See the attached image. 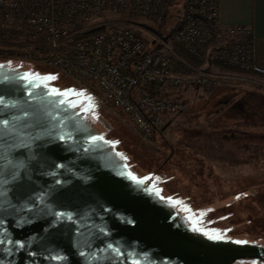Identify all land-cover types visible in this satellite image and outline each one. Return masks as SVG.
<instances>
[{"label":"water","instance_id":"obj_1","mask_svg":"<svg viewBox=\"0 0 264 264\" xmlns=\"http://www.w3.org/2000/svg\"><path fill=\"white\" fill-rule=\"evenodd\" d=\"M0 101V264L264 260L193 230L39 75L0 66Z\"/></svg>","mask_w":264,"mask_h":264},{"label":"built area","instance_id":"obj_2","mask_svg":"<svg viewBox=\"0 0 264 264\" xmlns=\"http://www.w3.org/2000/svg\"><path fill=\"white\" fill-rule=\"evenodd\" d=\"M170 1L0 0V59L61 72L72 90L121 113L145 143L154 144L165 115L185 109L176 92L197 89L211 95L231 78L223 70H178L174 58L180 57L172 43L202 63L254 67L253 28L224 26L219 0H186L170 41L157 35L147 40L124 18L163 22Z\"/></svg>","mask_w":264,"mask_h":264},{"label":"rangeland","instance_id":"obj_3","mask_svg":"<svg viewBox=\"0 0 264 264\" xmlns=\"http://www.w3.org/2000/svg\"><path fill=\"white\" fill-rule=\"evenodd\" d=\"M185 1L173 0L167 19L163 22L144 17L124 18L134 23L133 26L145 39L151 40L155 35H168L170 30L177 27ZM0 66L32 71L31 66L34 65L0 59ZM34 67L40 69V74H45L46 81L53 82L57 89L66 93L82 114L94 120L119 156L122 158L121 152L125 159L134 164L133 167L122 158L141 179L143 176L149 178L152 188L158 187L163 192L160 194L157 188L155 191L158 194L168 196L186 214L192 211L198 213L195 216L197 219L192 220H198L206 234L227 237L234 242L246 241L239 244L264 247L263 94L243 95L239 103V99L234 101L237 93L231 92L227 96L234 101L233 105L226 108L230 101L226 100L223 108L217 110L219 97L215 94L206 95L205 91L197 89L176 92L175 95L184 102L185 109L165 115L161 133H157L155 143L150 145L139 137L121 113L97 106L89 95L72 90L64 74L44 66ZM207 67L208 63H202L197 68ZM212 70L220 69L213 67ZM251 79L245 81L248 85L241 87L264 90L263 85L251 83ZM231 85L239 84L233 82ZM236 102L239 105L234 104ZM171 147L178 155L174 158L175 166H163ZM241 191L245 193L238 194ZM170 205L176 209L175 205ZM233 264L252 262L243 258ZM257 264H264V260Z\"/></svg>","mask_w":264,"mask_h":264},{"label":"crops","instance_id":"obj_4","mask_svg":"<svg viewBox=\"0 0 264 264\" xmlns=\"http://www.w3.org/2000/svg\"><path fill=\"white\" fill-rule=\"evenodd\" d=\"M219 6L220 21L224 26L235 24L251 25L253 28V68L264 72V0H219ZM228 73H230L231 78L222 80L220 85L214 90L213 94L217 95V97L222 92L228 91L235 93V95L237 93V98L234 101L238 99L241 101L243 95L248 96L256 93L264 95V90L257 89L256 87L255 89L241 87V85L244 86V84L246 85L248 83L245 81H248L249 78H253L251 79V83L264 86V78L242 72ZM233 82L239 85H231ZM230 105L233 104L227 105L226 108L230 107Z\"/></svg>","mask_w":264,"mask_h":264},{"label":"trees","instance_id":"obj_5","mask_svg":"<svg viewBox=\"0 0 264 264\" xmlns=\"http://www.w3.org/2000/svg\"><path fill=\"white\" fill-rule=\"evenodd\" d=\"M172 2H173V0H171L170 1V5H172ZM180 26V22L178 23V25H177V27H179ZM176 27V28H177ZM176 28H173L172 30H170V32L168 33V35H162L163 36V38L165 39V40H167V41H170V39H171V36H172V34H173V32L175 31V29ZM157 31V30H156ZM159 32V31H158ZM172 48L174 49V51L176 52V54L180 57V59H176V58H174V63H175V65H176V68L178 69V70H180V71H182V72H184V73H190L191 72V70H190V68L189 67H193V68H197V67H199L201 64H202V62L200 61V60H198L196 57H194L192 54H190L182 45H179V44H176V43H172ZM213 67H216V68H219L220 70H235V71H237V72H242V73H246V74H251V75H257V76H259V77H262V78H264V72H261V71H258V70H255L254 68H252V69H250V70H239L238 68H236V67H233V66H231V65H228V64H224V63H221V62H218V61H210L209 63H208V67L206 68L207 70H212V68ZM31 68L33 69L32 71H25V70H22V69H19V70H22V71H25V72H29V73H32V74H35V75H39L40 77H42L43 79H45L46 77H45V74L43 73V75L42 74H40V69L38 70V68H36V67H34V66H31ZM47 79V78H46ZM53 83V82H52ZM53 85H55V84H53ZM230 91H228V92H222L221 93V95L220 96H218L219 97V99H217V103H216V109L217 110H219L220 109V107H222L223 108V102L224 101H226V100H230L229 101V103L228 104H233V102H232V100H231V98H230V96H227V95H229L230 93H229ZM214 93V92H213ZM212 93V94H213ZM66 94V93H65ZM211 94V95H212ZM221 97V98H220ZM71 100V99H70ZM73 101V100H72ZM239 103H241V101H239ZM227 104V105H228ZM234 104H237V102L236 103H234ZM226 105V106H227ZM237 105H239V104H237ZM79 108V107H78ZM80 109V108H79ZM88 120L90 121V123L98 130V132L102 135V136H104L106 139H107V141L113 146V144H112V142L108 139V137L106 136V134H105V132L103 131V130H101V128H99L97 125H96V123L94 122V120L92 119V118H88ZM161 133V132H160ZM118 152H119V150H118ZM176 150H175V148L174 147H171V153L167 156V158L166 159H164V162H163V166H168V165H170V164H173V166H175L174 164H175V161L174 160H176V159H174L175 157H176ZM120 153V155L122 156V158L123 159H125V157L123 156V154H121V152H119ZM181 153H183V151L181 152ZM178 154H180V153H178ZM178 156V155H177ZM179 156H181V154L179 155ZM128 163H130V165H132L133 167H134V164L133 163H131V161H129V160H127V159H125ZM143 180L145 181V182H147L148 184H150V179L149 178H147V177H144L143 176ZM156 186V185H155ZM157 187V186H156ZM158 188V187H157ZM156 188V189H157ZM155 189V190H156ZM159 189V188H158ZM159 191H160V194L162 193L163 194V192L159 189ZM159 193V192H158ZM242 193H245L244 191H241V192H238V194H242ZM247 193V192H246ZM164 197V199H166L169 203H172L173 205H175L174 204V201L172 200V199H170L168 196H166V195H164L163 196ZM175 207H176V209L178 210V212H179V214L181 215V216H183V217H185V219H186V221H188L189 223H190V226H191V228L193 229V230H195V231H197V232H200V233H202V234H204V235H206V236H208V237H216L215 235H209V234H206V232L204 231V228H203V226L202 225H200L199 223H198V220L196 221H193L192 220V218H196L197 219V217H195L196 215H198V213H193L194 211H192V213H189V215L188 214H186V212H184V210L183 209H181V208H179L177 205H175ZM204 209H206V208H204ZM202 211V210H201ZM203 211H205V210H203ZM197 212V211H196ZM194 215V216H193ZM201 226V227H200ZM220 239H228L227 237H222V238H220ZM246 259H248V260H251V262H252V264H257V263H260V262H262V259H257V258H246Z\"/></svg>","mask_w":264,"mask_h":264},{"label":"snow or ice","instance_id":"obj_6","mask_svg":"<svg viewBox=\"0 0 264 264\" xmlns=\"http://www.w3.org/2000/svg\"><path fill=\"white\" fill-rule=\"evenodd\" d=\"M23 79H25V80H28V75L26 74L24 77H22ZM29 82H31V81H29ZM59 94V93H58ZM0 103H2V101H0ZM214 239H220V238H222V237H220V236H217V237H213ZM236 243H246V241H235Z\"/></svg>","mask_w":264,"mask_h":264}]
</instances>
